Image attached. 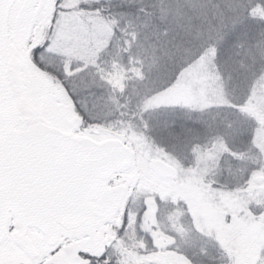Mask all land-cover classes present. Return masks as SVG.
<instances>
[{"label": "snow or ice", "instance_id": "1", "mask_svg": "<svg viewBox=\"0 0 264 264\" xmlns=\"http://www.w3.org/2000/svg\"><path fill=\"white\" fill-rule=\"evenodd\" d=\"M0 264H264V0H0Z\"/></svg>", "mask_w": 264, "mask_h": 264}]
</instances>
